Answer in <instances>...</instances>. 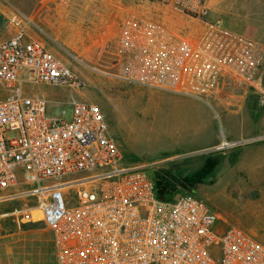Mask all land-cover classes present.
Masks as SVG:
<instances>
[{
	"label": "built area",
	"instance_id": "2783aa9c",
	"mask_svg": "<svg viewBox=\"0 0 264 264\" xmlns=\"http://www.w3.org/2000/svg\"><path fill=\"white\" fill-rule=\"evenodd\" d=\"M210 12L209 0H143L129 10L120 31L142 53L139 85L189 97L221 78L260 87L264 46ZM9 23L17 33L0 42V203L36 198L56 264H264V244L221 227L202 199L159 198L154 179L124 164L97 104L73 100L70 120L50 118L47 99L23 94L25 73L37 84L82 89L85 81L24 39L23 18Z\"/></svg>",
	"mask_w": 264,
	"mask_h": 264
},
{
	"label": "rangeland",
	"instance_id": "374dc122",
	"mask_svg": "<svg viewBox=\"0 0 264 264\" xmlns=\"http://www.w3.org/2000/svg\"><path fill=\"white\" fill-rule=\"evenodd\" d=\"M141 1L71 0L66 18V0H0V41L17 33L9 18L18 15L25 40L43 44L85 81L82 89L37 84L25 73L23 94L47 99L50 118L70 120L73 100L97 104L125 165L155 181L169 169L191 176L194 195L220 216L221 227L236 225L264 244V105L252 124L256 138L238 137L235 112L243 98L264 100V68L260 92L233 78L211 83L199 97L139 85L136 74H146L143 56L121 36L120 24ZM229 137L237 139L231 147L224 141ZM0 254L3 264H55L52 235L35 197L0 203Z\"/></svg>",
	"mask_w": 264,
	"mask_h": 264
},
{
	"label": "crops",
	"instance_id": "0c3cea01",
	"mask_svg": "<svg viewBox=\"0 0 264 264\" xmlns=\"http://www.w3.org/2000/svg\"><path fill=\"white\" fill-rule=\"evenodd\" d=\"M66 0V8H63L62 16H70V2ZM211 4L210 20L222 19L226 27L234 34L240 35L252 42H264V23L261 21L264 16V0H209ZM134 2V1H133ZM132 0H125V5H131ZM13 37V36H12ZM11 37V38H12ZM8 40V39H7ZM6 41V40H3ZM2 42V41H0ZM263 75V71H262ZM256 91H261L262 82L259 81ZM256 92V93H257ZM258 94V93H257ZM256 94V95H257ZM259 95V94H258ZM173 98V97H170ZM240 108L235 111L239 116V138H256L259 132L252 131V124L260 117L264 100L257 97H246L242 99ZM205 104V103H204ZM207 105V104H206ZM228 125L227 134L230 135V116L225 118ZM251 133V134H250ZM228 137V136H227ZM228 145L237 141L236 138H226ZM219 137L217 135V141ZM216 141V142H217ZM232 145V146H233ZM231 147V145H230Z\"/></svg>",
	"mask_w": 264,
	"mask_h": 264
},
{
	"label": "trees",
	"instance_id": "16d2710c",
	"mask_svg": "<svg viewBox=\"0 0 264 264\" xmlns=\"http://www.w3.org/2000/svg\"><path fill=\"white\" fill-rule=\"evenodd\" d=\"M263 76V75H262ZM262 76L260 78L262 82ZM156 188H157V195L159 198L164 200H172V194H192V186L195 185V182L191 176L182 177L180 175H176L173 169L169 170H162L156 175ZM170 196V198H166ZM1 256V254H0ZM2 257V256H1ZM55 258V254H54ZM3 262V259H2ZM56 264V258H55Z\"/></svg>",
	"mask_w": 264,
	"mask_h": 264
},
{
	"label": "bare ground",
	"instance_id": "6f19581e",
	"mask_svg": "<svg viewBox=\"0 0 264 264\" xmlns=\"http://www.w3.org/2000/svg\"><path fill=\"white\" fill-rule=\"evenodd\" d=\"M226 146H230V145H228L227 143H226ZM41 213V212H40Z\"/></svg>",
	"mask_w": 264,
	"mask_h": 264
}]
</instances>
